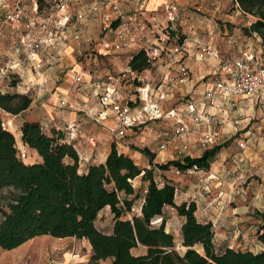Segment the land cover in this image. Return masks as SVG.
<instances>
[{"label":"trees","instance_id":"16d2710c","mask_svg":"<svg viewBox=\"0 0 264 264\" xmlns=\"http://www.w3.org/2000/svg\"><path fill=\"white\" fill-rule=\"evenodd\" d=\"M232 1L245 15L255 18L249 27H242V33L257 35L264 48V0ZM129 67L139 73L151 68L140 51L132 54ZM17 84L12 81L8 86L14 88ZM31 102L28 95L0 89V109L7 114L17 115L27 110ZM1 122L0 115V190L7 189L11 194L0 222L1 249L10 251L36 237L49 236L86 240L91 248L87 264L108 259L110 264H264V210L254 215L258 221L256 239L261 247L258 252L230 247L217 252L215 230L210 221L202 223L196 219L194 201L177 205L172 183L163 179L159 186L152 169H139L129 157L117 151L114 143L103 164L89 165L85 172H80L76 152L63 142V132L44 131L38 123L25 122L21 127V142L41 158L39 163L26 164L18 155L14 134L2 130ZM222 147L225 146L206 149L197 158L186 156L156 166L163 171L171 166L179 170L195 166L207 171ZM140 152L152 165L154 154L146 148ZM137 177L141 186L135 189L131 181ZM139 199L140 215L123 220L121 217ZM167 207L183 219L180 235L185 251L182 254L174 249L173 236L165 230L167 218L163 212ZM105 208L113 216L110 234H104L95 225L98 214ZM157 217L161 221L154 226ZM139 246L146 248L145 253L132 255L131 251Z\"/></svg>","mask_w":264,"mask_h":264},{"label":"built area","instance_id":"2783aa9c","mask_svg":"<svg viewBox=\"0 0 264 264\" xmlns=\"http://www.w3.org/2000/svg\"><path fill=\"white\" fill-rule=\"evenodd\" d=\"M146 1L0 0V41L6 37L5 31L10 32L12 41L10 55L0 65V81L5 82L17 76L21 78L25 65L30 67L31 72L38 74L44 66L43 60L46 59L50 49L71 39L80 41L84 34L83 23L88 19L96 18L98 40L92 42L86 37V43L92 46L89 48V56L92 59L106 53L116 54L133 50L142 52L151 67L164 56L170 57L171 65L178 66L177 76L174 79L167 75L157 85L146 83L143 72L133 71L129 65L119 73L104 76L105 81L96 92L99 108L91 114V119L94 123L101 124L109 115L114 118L115 127L111 132L116 148L129 131L146 127L167 116L173 117L175 113L179 116L180 113L178 114L176 109L166 113L163 103L167 100L169 89L175 83L182 84L187 80L189 70L182 64V60L192 49L195 50L198 60H214L217 65L214 75L219 73L221 75L217 76L211 88L203 92L201 102L196 105L191 101L187 103L190 124L177 118L172 130L160 142L158 148L161 152L171 148L172 161H179L189 156V145L178 144V141L191 129L201 125L206 126V130L197 137L196 144L202 149L214 145L217 137L215 126L218 121L216 114L209 112V109L225 106L232 98L254 97L255 103H261L264 96V66L255 61L251 55L245 59L223 58L209 42L198 41L191 45L189 37L178 30L181 0L164 1L162 4L164 24L158 23L154 16H146ZM180 36L183 38L178 42ZM28 82L32 85L31 80ZM74 82L82 83V77L75 76ZM58 105L60 108L68 107L66 99L59 100ZM0 115L2 130L14 133L12 122L8 118L10 114L0 109ZM41 127L44 131L51 129ZM58 131L64 133L63 142L76 152L80 171V167L90 161L86 152L78 147L82 135L81 128L71 123ZM85 139L90 146L96 145L95 137L87 136ZM248 141L246 138L238 140L237 146L244 149L249 144ZM16 149L23 160L26 155L24 144L16 141ZM149 169L153 170L154 181L161 186L164 180L160 177L165 171L156 165ZM197 172L203 170H198L195 166L185 170L174 168L176 175L191 176ZM240 180H242L241 175L233 181V186ZM195 200L192 199L196 204ZM219 206L218 211L221 214L224 207ZM210 222L215 230L217 220Z\"/></svg>","mask_w":264,"mask_h":264},{"label":"crops","instance_id":"0c3cea01","mask_svg":"<svg viewBox=\"0 0 264 264\" xmlns=\"http://www.w3.org/2000/svg\"><path fill=\"white\" fill-rule=\"evenodd\" d=\"M165 0H147L145 2V14L146 16H154L156 21L160 24H164V15L162 11V4ZM201 4L205 3V0H201ZM133 4V2H130ZM198 3L197 0H181V6H187ZM214 3L208 2L207 8H210L213 13ZM129 6V5H128ZM130 7V6H129ZM207 10L206 8H204ZM186 15V14H184ZM187 16V15H186ZM190 17V16H187ZM186 20L191 21L193 25L200 27L199 22L192 18ZM84 34L80 41L68 40L66 43H60L48 51L47 57H50L49 67L43 69L38 73L40 79L36 80V84L41 87L55 89L50 97L44 95L41 91L38 95L32 98V102L29 108L17 115H10L8 118L11 120L14 130V136L16 141L21 142V127L25 122L38 123L41 126L48 128H55L57 130H63L67 125L74 123L78 125L82 130V135L78 141V147L86 152L87 157L90 161L80 167L81 172H85L89 165L103 164L108 156L111 146L113 144V134L111 132L115 127L114 118L109 115L108 118L101 124H96L91 119V114L97 111L99 108V99L96 96V92L99 90V86L105 81L106 74L119 73L126 69L129 65V60L135 51L126 50L120 53H106L105 55L93 57L89 56V48L91 45L86 43V37L92 42L97 41L99 38L98 30V19L91 18L83 23ZM244 27V25H241ZM194 35L189 37L190 44L194 45L196 42H209L212 43L219 51L223 58H246L251 55L258 60V54L264 55V48L261 45V39L253 34L252 36H246L243 33L238 35L237 26L231 28V31H226V37L220 38L219 34H213L212 37H207L205 30L193 31ZM6 37L0 41V65L4 63L7 56L10 55L11 49V36L9 31H5ZM210 36V35H209ZM221 40V41H220ZM58 57V58H57ZM89 57V58H88ZM78 59H81L78 62ZM182 64L185 65L189 70L187 80L182 84H174L170 89L167 96V100L163 103V109L167 113L169 110L176 109L173 117L167 116L160 121H156L141 127L139 129H133L127 133L118 145L117 151L123 155L129 157L135 165L141 170L149 169L153 165L166 164L172 161V149L168 148L166 151H159V144L170 133L172 127L175 125V121L181 120L186 124H190V114L187 111V103L191 101L193 104H197L202 100V94L207 89L213 86V83L206 84L205 80L208 76L214 75L216 69V62L214 60L200 61L196 58L195 50H190V54L183 58ZM67 72L64 74V78H61V74L64 70ZM177 65L170 64V57L164 56L157 63L152 65L149 70L143 72L145 82L149 85H157L167 75H170L172 79L177 76ZM80 75L82 77V83L76 84L74 82L75 76ZM31 80V79H28ZM27 80V82H28ZM216 80V77H215ZM74 89H72V85ZM3 91V90H2ZM77 93H76V92ZM185 96V102H182L178 106H174L177 97ZM66 99L68 107L60 108L58 101ZM244 99L232 98L229 103L225 106L218 108H210L209 112L215 113L217 117V125L215 126L217 131V137L214 145L209 146V149L213 146H220L227 142V140L236 136L238 132L243 131L248 123L239 127L240 124L245 122L247 119H240L245 115L250 114V110H246L249 106L243 102ZM186 103V104H185ZM170 106V109L168 107ZM206 130V126L201 125L200 127L193 128L190 132L182 137L178 144H188L190 147L189 157L197 158L200 157L204 150L196 144L197 137ZM241 135L248 136L249 131H244ZM87 136H93L96 139V145L90 146L86 142ZM226 138V139H224ZM247 139V138H246ZM238 141V140H237ZM249 142V141H248ZM255 142V141H254ZM145 147L150 153L154 154L152 165H150L149 159L143 153L140 152V147ZM26 154L23 161L26 164L39 163L41 161L40 156L33 149L28 148L24 145ZM225 147H222L219 153ZM258 150L262 152L261 163H257L254 167L250 165H241L236 160L232 168L225 169L222 163L213 162L207 171L197 172L196 174L203 173V176L199 177L197 183L193 186L194 199L196 197V206L208 207V210L213 209L210 204H205L204 195L209 192L208 183H215L216 181H224V179L233 174L236 170L241 171V167L244 171L252 172L250 175H254L261 179V184L252 192L255 195V199H259L253 205L257 206V211L264 210V134L258 138ZM243 159L239 160L241 162ZM168 171V170H167ZM168 173V172H166ZM170 182L169 179L166 178ZM140 177L133 180V184L139 183ZM171 183V182H170ZM251 182L248 184L250 186ZM247 185V186H248ZM246 186V190L248 187ZM186 196V195H185ZM221 199V198H220ZM182 202H188L186 198H183L177 205ZM204 202V203H203ZM221 204V203H219ZM106 209V208H105ZM247 210V208H244ZM218 212V211H217ZM197 213V212H196ZM195 213L196 219L199 222L205 223L206 221L199 220L198 215ZM206 213V211H204ZM100 214V213H99ZM98 214V215H99ZM219 214V212H218ZM182 222L183 219L179 217ZM201 218V216H200ZM113 224V222H112ZM110 231L103 232L104 234H110Z\"/></svg>","mask_w":264,"mask_h":264},{"label":"rangeland","instance_id":"374dc122","mask_svg":"<svg viewBox=\"0 0 264 264\" xmlns=\"http://www.w3.org/2000/svg\"><path fill=\"white\" fill-rule=\"evenodd\" d=\"M88 1L89 0H85V2ZM197 1L198 3L192 5L188 4L187 6H181L180 2V20L177 23L178 30L181 33H184L187 37L194 35L192 33L193 31L205 30L207 37H212L213 34L221 32L219 37L223 38L226 37V34L223 33L231 31V28L235 27V25L237 26V33L240 35L242 34L241 25L249 27V23L251 24L255 21L254 17L242 13L232 0H205L204 4H201L203 3L201 0ZM208 2L214 3L212 5L214 8L213 13H211L210 8L206 7ZM184 14L190 17H187ZM189 18L197 20L200 27L196 28L191 21L186 22V20H190ZM228 59H233V57ZM50 60V57L44 59V66L39 71L49 67L50 64H48V61ZM254 60L256 61L255 57ZM80 61L81 59H78V62ZM257 62L264 66V55L258 54ZM66 72L67 69L61 74V78H67H64ZM219 75H221V73L217 74L215 77L217 78ZM215 77H206V84L211 85L215 81ZM28 79H31L32 85L27 82ZM37 79H40L39 75L35 72H31L30 67L25 65L21 78H18L17 76L10 78L8 81L5 80V82L0 81V89L11 94L16 93L20 95H28L30 98H34V96L43 91L44 95L50 97L51 94L55 92V89H48L37 85ZM12 81L18 83L14 88L8 86ZM73 86L74 85H72V89H74ZM27 89L29 90L27 91ZM185 100V96L177 97V100H175V104H172V107L175 108L174 106L180 105L182 102H185ZM243 102L248 104L249 107L246 110H250V114L240 118H249V120L240 124L239 127H242V125H245L246 123H248V125L243 131L238 132L236 136L227 140V142L223 144L225 149H223L221 153H218L214 159V162L222 163L225 169L232 168V166L236 164H234L235 160L241 165H252L251 167H254L257 163H261L260 158H262L261 154L263 150L261 152L258 150V138L262 137L264 134V96L262 97L261 103H255L254 97H248L243 100ZM168 109H170V106ZM244 131H249V135H241ZM244 138L249 140V144L244 149H240L237 146V140H244ZM140 147H142V145H140ZM26 156L28 155L26 154L25 157ZM241 159L243 160L239 162ZM251 173L252 172L244 171V168L241 167V171L236 170L233 174L227 176L224 181L219 180L215 183L209 182V192L207 195H204V198L206 200L205 204H210L213 209L208 210V207H202V204H198L196 210L197 213H195L198 215L199 220H217V228L215 229L214 237V245L217 252L226 247L240 251H251L253 253L258 252L261 249L256 239L258 221H256L254 217L255 212L259 208L253 205V203H255V201L257 202L259 199H255V195H252L251 193L255 192L262 182L261 179L253 174L250 175ZM239 175L242 176V180L236 182L233 186V181ZM200 176L202 177L203 173L191 176L176 175L174 173V167L171 166L168 171L162 173L161 177H157H160L162 180L166 178L170 180L176 188L175 203H179L183 198H186L188 202L192 201L194 197L192 194L194 192L193 186L197 183ZM250 182L251 184L249 186L248 184ZM132 186L135 189H138L141 186V182L133 184L132 181ZM246 186L248 187V190H246ZM130 198L131 197H129V199ZM10 200L11 194L9 190L1 189L0 222L3 217V212L7 211L6 205ZM140 203L141 199L136 200L131 211L125 213L121 218L123 220H131L133 216H139ZM219 205H223L224 207V211H222L221 214H218ZM244 208H247V210H244ZM204 211H206V213H204ZM163 213L167 218L165 230L173 236L175 244L174 249L179 254H182L185 251L181 245L180 235L182 220L177 216L176 211L173 208L167 207L164 209ZM160 221V217L155 218L153 225L158 226ZM112 222L113 216L110 213L109 208H106L98 215L95 225L100 231L108 232L110 231ZM196 249L201 251L199 247H196ZM145 251L146 248L139 246L133 249L131 253L134 256H139L143 255ZM90 256L91 248L89 243L84 239L77 240L74 238L55 239L49 236H40L10 251H5L0 248V264H87ZM110 262L111 260L108 259L99 262V264H110Z\"/></svg>","mask_w":264,"mask_h":264}]
</instances>
